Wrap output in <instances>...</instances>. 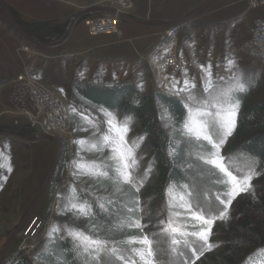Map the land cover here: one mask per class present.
Masks as SVG:
<instances>
[{"label": "rangeland", "instance_id": "rangeland-1", "mask_svg": "<svg viewBox=\"0 0 264 264\" xmlns=\"http://www.w3.org/2000/svg\"><path fill=\"white\" fill-rule=\"evenodd\" d=\"M64 1L73 9L74 13L70 16V19H67L65 24L60 26L50 23L24 24L18 19V16L14 11L11 9H9V11L14 19H16L19 26L21 28L23 27L22 29L25 32H29L26 33L29 35L34 34L43 40L38 39L41 42L51 43L63 36L71 18L79 11L95 7H108L114 9L117 8L121 13L129 16L134 12L135 4L139 0H133L130 7L126 4H122L121 0ZM143 1L147 7L150 6L152 2V0ZM216 4L217 3L211 4L205 11L202 12V14L215 9ZM196 7L197 6H193L189 9L186 15ZM247 9H250L249 6ZM93 15L102 14H91L88 16ZM255 16L257 17V15ZM83 18L78 20V22L74 25L72 29L74 34L76 32V26L81 25L85 28L82 24ZM195 19L175 31L159 29L157 32L162 33L163 31V34L160 45L156 51L158 52L172 37H177L179 47L182 51L186 53H197L199 57V67L194 71L187 72V76L189 78H194L197 81V89L201 93L203 88V85L200 82V76L202 75L201 65L206 68L208 64H211L213 65L212 71L214 75L218 74L219 76L228 77L229 73L226 70L227 60L232 59L237 62V66L241 70L243 78L249 80L252 85L251 90L252 88L253 90L251 91V100L264 101V68L254 62L252 63L241 51V45L246 37L248 23L244 22L235 27L231 26L232 34L230 35V40L235 39V49L226 53L229 56L219 57V59L213 63L209 61V58L212 57L213 59L212 51L202 50L200 48L201 43H198L200 46L196 45L197 42H201V40H204V42L207 43L208 35L205 37L203 36L205 34V29L203 27L204 24L200 21H196ZM121 22L124 21L120 20V23ZM31 36L34 37L33 35ZM112 36H114L117 41L122 40L120 29L118 35ZM220 40V37L219 39H216V44L217 42L219 43ZM210 43H212V41H210ZM24 49L26 50L24 51ZM42 49L43 48L32 44L15 32L7 24L0 12V58L6 59L0 61V133L10 134L30 140L37 134H47L53 137H58L62 141V158L54 170L37 207L28 218L27 223L21 229L19 235L4 253L1 263H5L6 261L13 259L16 254L22 255L30 261H33L34 255L41 250L42 246L47 241L52 240L53 238H69L67 236L66 229L68 227L81 228L83 224V218L76 219L73 217V213L71 211L66 210V205L69 204V200L71 199V190L74 189L76 195L80 198V202H84L82 194L90 193L92 191V186H97L98 183L95 179L89 176L74 175V173H77L78 170L72 164V161L82 157L83 159L81 162L84 165H88L93 161L96 163L100 162L99 154L89 150V142L92 140V134L87 124L89 119L98 120L103 118L102 113L98 111L100 106H94L82 101L78 99L74 93V86L76 84L98 83L100 80L96 81L93 78L94 73L91 74L89 63H87L89 60L87 59V55L79 58V61L76 63V58L70 57L72 55L71 49L69 51H64V63H59V60L62 59H58V62L57 60H54L51 63L50 60L44 58L50 55L49 51H43ZM201 53L204 54L203 58ZM152 54L144 58V60L142 59L140 61L141 64H144L146 67V60H148ZM79 68H81V71L78 74L77 70ZM102 68H105V66ZM122 68L126 69L127 66L124 65ZM117 69L119 71L121 70V67ZM108 70L110 72L109 68ZM118 71L116 75H114L117 81L110 80L112 83H119V81H123L125 77L126 79H130L132 76L130 73V75L124 76L125 74L123 71ZM233 71H235V69ZM23 72L31 74L41 84L55 92L63 100L64 104L69 103L72 119L71 131L73 133L71 143L67 144L62 136L56 134L53 130H50L42 123L40 124L38 122H34L33 119H30L28 116L20 113L11 105L8 98L11 82L17 75ZM147 73L145 72L146 75ZM173 78L179 80L182 86L185 74L173 75L170 72L162 73L160 81L155 82L154 84L152 83L150 74L148 73V80L146 79L142 83L135 86L144 94H153L158 91L176 97L170 93L169 87L166 86L170 85L172 82L170 79ZM124 83L131 82L126 80L120 82L119 84ZM114 85L118 84L114 83ZM73 108L76 109L75 113L72 112ZM115 113L118 119L122 120L124 118V116H122L118 111H115ZM140 135L143 134L140 131L139 125L133 120L131 130L128 134L129 139H134ZM144 136L145 139L141 148L138 150L140 156L142 157L140 169L138 170L140 175H143L144 169L147 168L152 161V149L149 144V137L146 135ZM81 139L85 141L83 146H79L74 143V141ZM231 139L232 136L227 138L226 142L220 149V154L226 158V163L228 164L230 170L242 175L249 167L253 165L255 167V164L253 161L242 155L232 154L226 151ZM77 153L79 154L77 155ZM56 154L57 145L52 141L26 143L13 138H0V238L3 243L8 241L15 227L26 216L35 197L40 191L43 180L49 171ZM255 170L258 173L256 167ZM79 171H86V168ZM154 177L155 175L152 170L149 179L139 193L141 205L144 209L141 222L147 225L144 231L148 234L158 232L162 227L159 224V221L161 219L166 220L168 215L165 206V197L163 196V199H158L154 193ZM258 179L259 173L254 176L251 181L253 185V192L251 194L242 193L237 196L229 207L228 218L224 221L217 220L213 225L209 242L216 245V247H214L212 251L205 253V255L199 260H196L195 264H206L204 263V260L210 254H216L217 257H220V259L227 258L230 259V261H235L236 257H233L232 254L239 250L237 256L239 258L241 254L246 252V246L249 245L248 236H251L250 233L255 235V238L258 239L264 236V192L261 191ZM179 192L180 191H178V195ZM198 195L200 197L198 199L199 204L205 214L209 217L212 215H218L219 211L223 209V205H221L216 199L217 195L209 194L206 196L205 193H199ZM244 209L245 211L242 213V210ZM247 211L249 214H253L254 222H252V226L255 227L251 226L249 229H246L250 233H241L238 237L240 246L237 250H235L233 245H229L228 241H226L228 232H232L238 230V228H241L242 226H246L245 222L243 225L242 219L244 217V213ZM53 226H55L58 231L49 235ZM250 244L252 245L251 241ZM244 248L245 251H240V249ZM180 251L182 255L176 258L177 264H183L184 261L191 264V262L195 259L191 250L185 249L181 246ZM159 259L162 264H167V255H161ZM258 264H264V260Z\"/></svg>", "mask_w": 264, "mask_h": 264}, {"label": "snow or ice", "instance_id": "snow-or-ice-1", "mask_svg": "<svg viewBox=\"0 0 264 264\" xmlns=\"http://www.w3.org/2000/svg\"><path fill=\"white\" fill-rule=\"evenodd\" d=\"M212 69L211 64L206 68L201 65L202 93L197 89V81L189 78L187 73L182 86L175 78L170 85H166L170 93L179 98L184 110L181 119H177L168 109L161 114V119L166 121L164 126L172 129L168 154L176 156L182 140L187 148L184 165L195 174L191 182L179 184L170 181L166 186L164 197L168 215L166 220L159 221L162 227L158 232L146 233L144 229L147 225L141 222L144 209L139 193L153 169L149 164L143 175L139 174L142 157L138 150L145 136L129 139L133 117L125 115L120 120L115 111L101 106L98 111L103 118L87 121L92 134L89 150L99 154L100 162L84 165L82 157L74 159L72 164L78 170L74 175H86L102 184L107 181L114 191L125 197V201L123 212L117 213V225L106 230L95 225L90 231L79 227L66 229L72 241V251L81 264H105V259L108 264H162L159 259L161 255H167V264H177L176 258L182 255L181 246L191 250L195 257L191 264H195L196 260L216 247L209 242L212 227L217 220L228 218L232 201L242 193L253 192L251 181L258 174L254 165L244 174H237L229 169L226 158L220 154V149L237 127L241 110V98L237 93L247 94L252 85L243 78L237 62L232 59L227 60L228 77L214 75ZM72 112L75 113L76 109L73 108ZM176 136L181 140H176ZM74 143L83 146L85 141L81 139ZM85 168L86 171H79ZM205 172L211 173L215 177L213 184L222 188L216 199L223 209L211 217L205 214L197 199L196 180L203 177ZM111 202L110 199L97 198L96 205L101 212H106ZM66 210L71 211L76 219H95L92 204L80 202L74 189L71 190ZM56 231L58 229L53 226L49 235ZM102 231L103 234H100ZM114 232L124 234L125 238L113 240L111 234ZM183 264L188 262L184 261Z\"/></svg>", "mask_w": 264, "mask_h": 264}, {"label": "trees", "instance_id": "trees-1", "mask_svg": "<svg viewBox=\"0 0 264 264\" xmlns=\"http://www.w3.org/2000/svg\"><path fill=\"white\" fill-rule=\"evenodd\" d=\"M31 35L42 40L34 34ZM252 90L250 89L247 94L237 93L241 98V110L238 115L237 127L226 151L242 155L253 161L259 173L258 180L261 191L264 192V101L251 100ZM74 93L82 101L94 106H102L109 111H118L122 116H132L133 120L138 123L141 133L149 137V144L152 149L151 165L155 175L154 193L158 199H163L165 188L170 181L179 184L191 182V177L195 173L192 169L186 168L183 159L187 154V148L184 146L181 137L176 136V140H181V145L177 149L176 156H169V134L172 129L165 127L166 121L161 119L164 109L170 110L177 119L183 117V105L179 103L178 98L158 91L153 94H144L131 83L118 85L76 84ZM192 159L194 161L195 157ZM214 179L215 177L211 173L205 172L203 177L196 180L197 193H205L208 196L209 194L217 195L218 191H222L220 186L213 184ZM178 191L180 190L178 189ZM97 198L112 201L107 205L108 210L106 212H101L97 207ZM199 198V195H197V199ZM82 199L92 204L95 219L90 221L88 218H83L81 229L90 231L95 225L100 226L102 230H106L118 224L119 216L117 213L123 212L125 197L114 191L107 181L92 186V191L82 194ZM244 211L245 209L242 210V213ZM243 216V225L245 222L246 226L228 232L226 239L229 245H233L235 250L240 246L238 237L243 232L250 233L246 229H249L253 225L252 222H254L253 214H249L248 211ZM100 234H103V231ZM250 235L248 236L249 245L246 246V252L243 254L240 252L241 256L239 258L237 257L239 250L232 254L233 257H236L235 261H230L227 258L220 259L216 254H210L206 257L204 263L258 264L262 262L264 260V236L258 239L252 233ZM111 238L119 241L124 239L125 236L122 233L114 232L111 234ZM240 251H245V248L240 249ZM1 264H81V262L77 260L72 251L70 238H53L47 241L41 250L34 255L33 261L16 254L13 259ZM105 264H108L107 259H105Z\"/></svg>", "mask_w": 264, "mask_h": 264}, {"label": "crops", "instance_id": "crops-1", "mask_svg": "<svg viewBox=\"0 0 264 264\" xmlns=\"http://www.w3.org/2000/svg\"><path fill=\"white\" fill-rule=\"evenodd\" d=\"M3 1L7 8L14 11L18 19L24 24L50 23L60 26L65 24L67 19H70V16L74 13L73 9L65 3L64 0ZM203 1L204 0H152L150 6L147 7L143 0H139L135 4L134 12L129 16L135 20L144 22H173L183 18L189 9L193 6H198ZM214 3H217L215 9L205 14H200L195 19L204 24L205 34L203 36L205 37L208 35L207 43L201 40V42H197L196 45L200 46L198 43H201L200 48L202 50L212 51L213 59L211 57L209 61L213 63H215L219 57L229 56L226 53L235 49V39H231L232 41L230 40V35L232 34L231 26L235 27L240 23L247 22L246 39L248 36V29L253 19L256 17L255 15H257L255 10L247 9L248 5L246 0H216ZM119 29L122 40L117 41L112 35L91 38L83 26H76L75 34L72 31L70 37L64 44L52 49H42L50 53V55L44 58L50 60L51 63L54 60L58 62V59H62L59 60V63H64V51L72 49V55L70 57L76 58V63L79 61V58L87 55V59H89L87 63H89L91 74L94 73L93 78L96 81L100 80L98 83L87 84L111 85L129 80V82L137 86L146 79L148 80L147 70L140 61L142 59L144 60V58L152 53L154 54L157 52L156 49L162 40L163 31L159 33L157 32L159 31L157 28L142 27L126 22H121ZM219 37L221 40L216 44V39H219ZM210 41H212V43H210ZM201 54L203 58L204 54ZM3 60L6 59L0 58V61ZM124 65L127 66L126 69L122 68ZM103 66H105V68H102ZM120 67L121 70L118 71L117 68ZM77 71L79 74L81 68ZM117 71H123L125 74L124 76L130 74L132 76L130 79H126L125 77L124 80L119 81V83H112L110 80L117 81L116 77H114ZM5 243H3L0 238V250Z\"/></svg>", "mask_w": 264, "mask_h": 264}, {"label": "built area", "instance_id": "built-area-1", "mask_svg": "<svg viewBox=\"0 0 264 264\" xmlns=\"http://www.w3.org/2000/svg\"><path fill=\"white\" fill-rule=\"evenodd\" d=\"M132 1L121 0V3L130 7ZM246 2L250 9L257 12V17L253 19L248 29V36L241 45V51L252 63L264 68V0H246ZM115 9L120 12L119 9ZM82 24L91 37L119 34L120 19L116 15L86 16ZM198 67L197 53L182 51L178 38L172 37L158 52L146 60L145 68L150 74L152 83L155 84L160 81L162 73L182 75ZM8 98L17 111L53 130L62 136L67 144L71 143L73 133L69 103L64 104L55 92L41 84L31 74L23 72L12 80Z\"/></svg>", "mask_w": 264, "mask_h": 264}, {"label": "water", "instance_id": "water-1", "mask_svg": "<svg viewBox=\"0 0 264 264\" xmlns=\"http://www.w3.org/2000/svg\"><path fill=\"white\" fill-rule=\"evenodd\" d=\"M216 0H204L202 3H200L194 10H192L190 13H188L187 15H185L183 18L177 20V21H173V22H147V21H138L135 20L133 18H131L130 16L117 12L116 9L114 8H108V7H95L92 9H88V10H83V11H79L76 14L73 15V17L71 18L65 33L63 34L62 37H60L58 40L51 42V43H44L39 41L38 39L32 37L31 35H29L28 33H26L20 26L19 24L16 22V20L14 19V17L11 15L9 9L7 8L6 4L4 3L3 0H0V12L4 18V20L7 22V24L15 31L17 32L20 36H22L24 39L28 40L29 42H31L32 44L43 48V49H52V48H56L58 46H61L62 44H64L71 32L72 29L74 27V25L78 22V20H80L83 17H86L88 15L91 14H111V15H116L121 21L133 24V25H137V26H142V27H149V28H157V29H163V30H170V31H175L180 29L181 27L189 24L191 21H193L195 18H197L200 14H202L203 11H205L211 4H213ZM1 137H6V138H13L16 140H20V141H24L26 143H33V142H38V141H52L55 142L57 145V154L55 156V159L49 169V171L47 172L42 186L40 188V191L38 192L37 196L35 197L30 209L28 210L26 216L19 222V224L15 227V229L13 230L11 236L9 237L8 241L5 243V245L3 246V248L0 250V264L2 261V257L4 255V253L6 252V250L10 247V245L13 243V241L16 239V237L19 235L21 229L25 226V224L28 221V218L32 215V213L34 212L35 208L37 207L39 201L42 198V195L44 194V191L46 189V186L54 172V170L56 169L59 161L62 158V141L60 138L58 137H53L51 135H47V134H37L33 139H24L18 136H13L10 134H1L0 133V138Z\"/></svg>", "mask_w": 264, "mask_h": 264}]
</instances>
